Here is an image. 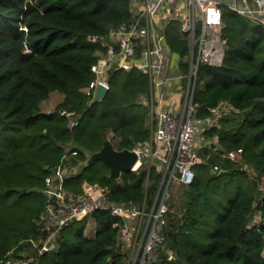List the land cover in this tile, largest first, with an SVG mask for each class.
<instances>
[{"label":"trees","instance_id":"trees-1","mask_svg":"<svg viewBox=\"0 0 264 264\" xmlns=\"http://www.w3.org/2000/svg\"><path fill=\"white\" fill-rule=\"evenodd\" d=\"M130 4L0 0V263L15 248L16 254L27 252L39 264H126V246L118 241L114 225L120 219L107 209L93 212V238L84 233L89 220L83 217L61 229L57 249L41 253L27 239L44 236L34 219L44 207L45 177L65 152L71 153L65 160L71 169L63 182L67 192L83 194L96 187L112 201L141 203L146 198L150 205L158 190L161 173L156 165L148 170L143 163L116 178L103 161L88 162L106 139L124 149L149 137L147 109L136 102L148 89L141 70H112L106 96L92 100L91 67L99 45L87 35L129 19ZM223 17V60L199 66L193 100L201 116L221 99L230 100L240 113L207 131L215 136L212 144L218 152L201 149L195 180L183 186L179 212L169 207L164 240L150 264H264V28L227 8ZM168 39L177 52L186 51L182 34L172 32ZM25 43L32 52H23ZM54 91L63 97L47 113L42 103ZM61 108L78 116L73 127L57 113ZM233 148L242 149V162L220 154ZM215 165L221 170L212 172ZM223 176L237 186L219 211L207 188L212 179ZM257 211L260 220L249 225ZM74 222L79 224L70 230Z\"/></svg>","mask_w":264,"mask_h":264},{"label":"built area","instance_id":"built-area-1","mask_svg":"<svg viewBox=\"0 0 264 264\" xmlns=\"http://www.w3.org/2000/svg\"><path fill=\"white\" fill-rule=\"evenodd\" d=\"M130 7L129 19L109 25L104 33L87 35L88 41L99 45L91 67L92 100L98 84L110 88L114 69H137L146 74L148 89L137 95L136 102L147 108L149 137L129 148L138 156L131 169L137 170L143 163L148 170L156 165L161 173L158 190L150 205L146 198L141 203L115 202L96 187H89L83 194L67 192L63 182L71 169L65 160L71 153L65 152L62 162L45 177L44 207L34 219L44 236L27 239L41 253L59 247L57 238L66 224L83 217L94 221V211L107 209L120 219L114 225L118 227V241L126 246V264L157 260L164 240L162 226L169 210V189L175 183L185 187L193 183L195 166L202 161L201 149L206 146L211 153L218 152L212 144L215 136L207 131L224 117L240 113L230 100L221 99L208 106L205 115H198L193 95L199 66L218 65L223 60L227 44L224 9L264 28V0H131ZM175 31L184 36V53L177 52L169 42V34ZM32 51L25 43L23 52ZM53 111L46 109L47 113ZM57 113L68 119L69 127L77 123L76 113L64 108ZM220 154L239 163L243 159L241 148ZM213 169L221 170L218 165ZM257 222L253 218L249 225ZM14 250H9L0 264H39L27 252L21 256Z\"/></svg>","mask_w":264,"mask_h":264},{"label":"water","instance_id":"water-1","mask_svg":"<svg viewBox=\"0 0 264 264\" xmlns=\"http://www.w3.org/2000/svg\"><path fill=\"white\" fill-rule=\"evenodd\" d=\"M109 87L105 84H98L93 102H98L104 99ZM217 127L221 128V124L218 123ZM226 129H220L219 135H221ZM137 154L134 150L129 148L117 149L110 139H106L101 149L92 153L89 156L88 162H94L97 160L103 161L110 168V175L118 178L122 171L131 169L136 161ZM212 172L215 170L212 168Z\"/></svg>","mask_w":264,"mask_h":264},{"label":"rangeland","instance_id":"rangeland-1","mask_svg":"<svg viewBox=\"0 0 264 264\" xmlns=\"http://www.w3.org/2000/svg\"><path fill=\"white\" fill-rule=\"evenodd\" d=\"M111 135H112L111 131H108L106 137L110 138ZM236 186H237V183L230 182L226 176H223L221 178H214L210 181L207 189L210 195L214 198L213 208H215V210L222 211L223 206L227 204L228 198L233 197ZM185 189H186L185 187H183L182 185L176 184V183L173 184V186L169 189L168 203H169V207L171 208L172 212L177 213L181 209L180 207L183 203L182 193ZM224 191L226 193H224ZM259 215L260 213L257 211L254 213L253 218L257 219ZM78 224H79L78 222H74L73 225L69 229L71 230L77 227ZM214 225L215 224H213V226ZM210 230H212V228ZM263 254H264V249H263Z\"/></svg>","mask_w":264,"mask_h":264},{"label":"crops","instance_id":"crops-1","mask_svg":"<svg viewBox=\"0 0 264 264\" xmlns=\"http://www.w3.org/2000/svg\"><path fill=\"white\" fill-rule=\"evenodd\" d=\"M63 95L58 92L54 91L51 93V96L44 100L42 103L43 109L53 108L55 105L62 99ZM261 216L257 218V221H259ZM96 232V223L95 221H88L87 226L85 227V235L87 237L93 238Z\"/></svg>","mask_w":264,"mask_h":264}]
</instances>
